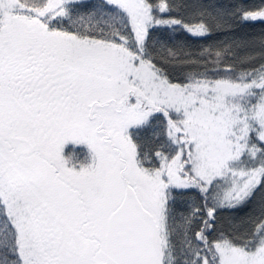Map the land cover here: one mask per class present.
I'll return each mask as SVG.
<instances>
[{
    "label": "snow or ice",
    "instance_id": "6c2138e0",
    "mask_svg": "<svg viewBox=\"0 0 264 264\" xmlns=\"http://www.w3.org/2000/svg\"><path fill=\"white\" fill-rule=\"evenodd\" d=\"M0 264H264V0H0Z\"/></svg>",
    "mask_w": 264,
    "mask_h": 264
}]
</instances>
